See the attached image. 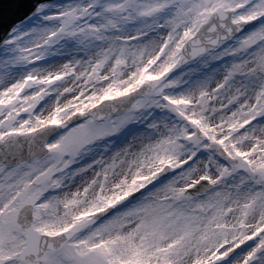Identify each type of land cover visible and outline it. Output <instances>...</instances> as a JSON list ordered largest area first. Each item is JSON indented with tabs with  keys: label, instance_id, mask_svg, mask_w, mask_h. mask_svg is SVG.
<instances>
[{
	"label": "snow or ice",
	"instance_id": "6c2138e0",
	"mask_svg": "<svg viewBox=\"0 0 264 264\" xmlns=\"http://www.w3.org/2000/svg\"><path fill=\"white\" fill-rule=\"evenodd\" d=\"M0 264H264V0H0Z\"/></svg>",
	"mask_w": 264,
	"mask_h": 264
}]
</instances>
